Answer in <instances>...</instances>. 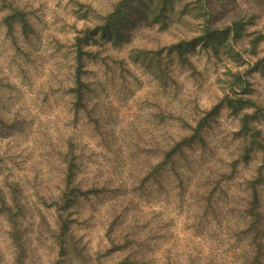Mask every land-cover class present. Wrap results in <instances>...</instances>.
I'll return each mask as SVG.
<instances>
[{
  "label": "rangeland",
  "instance_id": "1",
  "mask_svg": "<svg viewBox=\"0 0 264 264\" xmlns=\"http://www.w3.org/2000/svg\"><path fill=\"white\" fill-rule=\"evenodd\" d=\"M8 1L27 13L34 31L25 37L15 29L9 35L3 23L8 7L0 1V172L18 183L36 215L47 214L36 193L55 189L64 170V146L72 141L83 160V186L101 189L91 199V214L100 218L110 214L111 207L127 214L130 230L140 237L139 244L147 240L155 264H252L241 253L244 246L236 237L243 228L231 215L235 201L223 194L221 203L217 196L208 200L200 185L201 177L225 178L238 155L237 140L231 138L237 125L225 114L210 129L215 154H198L191 170L176 166L180 176L163 173L161 184L153 183L144 196L130 190L143 178L146 156L155 158V152L181 132L174 119L161 121L158 112L193 115L196 103L209 106L216 98L217 67L207 52L197 47L189 54L198 74L177 68V82L163 87L130 54L134 47L168 43L173 35L134 18L126 29L128 42L104 43L96 57H85L86 103L101 118L96 129L72 109V42L75 30L84 23L96 24L114 0ZM241 15L253 16L252 29L264 30V0H227L217 10L216 20L223 27ZM253 82L254 98L264 103L263 84L258 76ZM249 172L250 167L242 163L233 171L238 179L231 185L233 191L244 188L243 177ZM181 188L183 195L177 197ZM82 222L76 225L77 233L96 245V236L103 232ZM4 238L0 224L1 260L14 264Z\"/></svg>",
  "mask_w": 264,
  "mask_h": 264
},
{
  "label": "trees",
  "instance_id": "2",
  "mask_svg": "<svg viewBox=\"0 0 264 264\" xmlns=\"http://www.w3.org/2000/svg\"><path fill=\"white\" fill-rule=\"evenodd\" d=\"M0 1L8 7L3 23L9 35H13L15 29L25 37L34 31L26 12L8 0ZM226 2L114 0L111 10L96 24L84 23L75 30L72 42L73 83L69 90L74 115L81 113L84 121L88 119L98 129L101 118L94 115L93 108L86 103L89 87L83 78L85 57H96L104 43L119 45L128 42L126 29L134 18L173 35L168 43L156 48L134 47L130 54L131 60L163 87L177 82L174 74L177 68L198 74L189 54L197 47L204 49L217 67L214 72L219 89L216 98L209 106L196 103L192 108L193 115L158 112L161 121L168 117L174 119L181 132L165 147L161 146L155 152V158H151L153 154L146 156L143 178L130 190L144 196L147 189L152 190L153 183L161 184L159 177L163 173L180 176L177 167L188 166L191 170L198 154H215L214 147L217 146L212 145L210 129H215L213 123L225 114L237 125L231 138L237 140L238 155L230 163L231 172L225 178L201 177L200 185L208 200L217 196V203H221L223 194L235 201L231 215L243 228L236 234L244 246L241 253L250 258L252 264H264V103L254 98L253 82V77L258 76L264 86V52L261 50L264 30L252 29L250 24L254 18L245 15L233 17L230 24L219 27L217 10L224 8ZM243 42L246 44H241ZM244 64L248 66L242 69ZM62 162L64 170L55 189L36 193L47 214L36 215L35 208L24 200L18 183L1 176L0 172V224L5 233L4 241L11 248L13 263L155 264V255L149 247L146 249L147 240L143 245L139 244L140 237L130 230L127 214L116 211L114 207L108 210L110 214L100 218L91 214L94 212L91 199L101 189L94 185L83 186L80 177H83L84 165L75 142H66ZM241 163L249 166L250 172L243 177L244 188L235 192L231 185L238 179L232 173ZM165 193L168 197L171 189H166ZM182 195L183 188L177 197ZM81 220L86 227L103 232V235L99 233L96 236L99 240L96 245L92 244L91 238L85 239L83 234L77 233L76 225ZM1 257L0 250V264H4Z\"/></svg>",
  "mask_w": 264,
  "mask_h": 264
}]
</instances>
